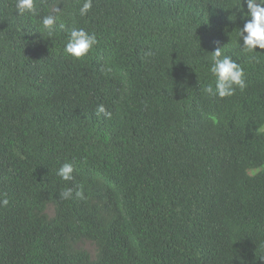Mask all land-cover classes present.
<instances>
[{"label": "trees", "instance_id": "1", "mask_svg": "<svg viewBox=\"0 0 264 264\" xmlns=\"http://www.w3.org/2000/svg\"><path fill=\"white\" fill-rule=\"evenodd\" d=\"M54 3L66 29L49 39ZM82 3L18 17L0 0V264H264V55L240 51V0ZM73 26L97 34L81 60ZM217 47L246 74L227 99L203 92Z\"/></svg>", "mask_w": 264, "mask_h": 264}, {"label": "clouds", "instance_id": "2", "mask_svg": "<svg viewBox=\"0 0 264 264\" xmlns=\"http://www.w3.org/2000/svg\"><path fill=\"white\" fill-rule=\"evenodd\" d=\"M242 4L246 5L247 11L244 12ZM93 0H83L79 6L78 15L84 18L92 9ZM15 14L18 17H37L39 11L37 0H14ZM237 11L248 17L242 28H239L236 36L241 53L250 56L252 61L259 63L258 57L264 55L256 49L264 50V0H240ZM66 15L64 8H59L58 4H52L48 14L42 16L39 20L38 32L45 34L49 39L54 37L59 30H65L66 24L63 17ZM72 16L73 13H67ZM98 44L97 34L94 31H88L83 27L73 26L67 29L66 42L64 44V54L71 60H81L86 57ZM151 56L153 53L149 52ZM110 71V69H108ZM208 74L212 82L203 87L204 94L209 98L227 99L233 97L237 91L243 92L247 88L246 74L244 68L232 59L231 56L225 55L222 48L217 47L210 56V67ZM95 114L105 118H111L104 105H97ZM74 162L65 160L56 170V175L65 183L72 182L74 179ZM62 200L73 198V189L65 188L60 192ZM75 196L84 199L82 190L75 192ZM9 200L4 198L0 200V206H7Z\"/></svg>", "mask_w": 264, "mask_h": 264}, {"label": "rangeland", "instance_id": "3", "mask_svg": "<svg viewBox=\"0 0 264 264\" xmlns=\"http://www.w3.org/2000/svg\"><path fill=\"white\" fill-rule=\"evenodd\" d=\"M52 212H53L52 209L49 207L48 210H47V214H48L49 216H51V215H52ZM82 247H83L85 250H87L90 254H92L93 251H94V248H93L92 246H90L89 243H84Z\"/></svg>", "mask_w": 264, "mask_h": 264}]
</instances>
